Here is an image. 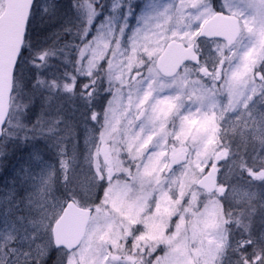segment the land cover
Masks as SVG:
<instances>
[{"label":"rangeland","instance_id":"obj_1","mask_svg":"<svg viewBox=\"0 0 264 264\" xmlns=\"http://www.w3.org/2000/svg\"><path fill=\"white\" fill-rule=\"evenodd\" d=\"M92 2L103 16L91 25L80 7L83 0H37L33 9L7 130V136L21 140L6 138L0 149V264H41L52 252V225L66 198L95 213L81 248L59 253L65 264H251V258L242 263L236 250L263 236L242 239L237 222L241 219L247 227L259 220V209L264 212L261 0H120L122 8L115 11L112 0ZM216 9L240 18L239 41L231 49L221 42H202L204 71L187 67L178 77L164 79L156 60L165 44L192 43ZM3 11L0 0V15ZM142 16L150 19L142 21ZM62 24L68 39L55 56L41 60L45 51L39 35ZM137 29L142 31L137 34ZM31 50L40 53L32 73ZM58 56L53 71L72 68L70 90H65V78L60 80L63 94L77 91L78 77L102 81L98 94L105 103L98 101L97 112H89L87 101L74 105L70 95L66 100L57 92L61 88L39 83L46 76L57 79L40 64ZM84 80L79 84L87 99L95 91H88ZM143 107L146 117L137 123ZM33 113L41 133L61 143L71 141V162L60 153L62 181L51 150L26 137L32 133ZM223 139L237 147L222 145ZM81 148L83 166L76 159ZM178 149L190 153V163L166 178L168 157ZM210 170L220 181L214 196L196 187ZM221 202L234 209L244 205L237 222L221 214ZM19 210L31 211L34 219L23 221ZM261 225L264 217L256 230Z\"/></svg>","mask_w":264,"mask_h":264},{"label":"water","instance_id":"obj_2","mask_svg":"<svg viewBox=\"0 0 264 264\" xmlns=\"http://www.w3.org/2000/svg\"><path fill=\"white\" fill-rule=\"evenodd\" d=\"M5 11L0 16V139L3 136L9 111L13 78L20 54L23 50L27 24L35 0H4ZM240 22L235 16L217 13L203 26L199 38L223 39L228 47H232L240 36ZM199 62L196 56L195 45L185 47L177 41L169 42L157 60V69L166 78L175 77L189 62ZM142 111L138 120L142 119ZM188 156L185 152H178L170 157V164L166 175L186 164ZM207 193L217 189V179L212 172L198 185ZM92 211L82 210L69 203L63 216L54 228V242L57 247H64L68 251L77 249L86 234Z\"/></svg>","mask_w":264,"mask_h":264},{"label":"snow or ice","instance_id":"obj_3","mask_svg":"<svg viewBox=\"0 0 264 264\" xmlns=\"http://www.w3.org/2000/svg\"><path fill=\"white\" fill-rule=\"evenodd\" d=\"M249 6H251V5H249ZM80 7L82 8V10L84 12H86L87 18H88V23L90 25L93 23L94 20H99V17L103 16L102 11L97 12L96 5H95V3L92 2V0H83V3L80 5ZM260 7H264V0H261ZM118 8H122V4L120 3V0H112V2L110 3V9L112 11H115ZM140 19L142 21H146L147 19H150V18L142 16ZM141 31H142L141 29H137V34L140 33ZM47 56H55V52L54 51L53 52L45 51L40 56V59L43 60ZM262 75H264V74H262ZM39 83L42 85V84H44V81L40 80ZM52 83L55 84V81H53ZM227 86L229 88L230 93H233L235 91L234 85H233L231 80H229L227 82ZM65 90H70L67 85H65ZM206 98H207V93L202 94V96L200 97L201 102L203 103L204 99H206ZM262 98H264V97H262ZM164 264H167V261H165Z\"/></svg>","mask_w":264,"mask_h":264},{"label":"trees","instance_id":"obj_4","mask_svg":"<svg viewBox=\"0 0 264 264\" xmlns=\"http://www.w3.org/2000/svg\"><path fill=\"white\" fill-rule=\"evenodd\" d=\"M58 31H60V29L58 30ZM41 38L43 39V40H45L46 41V43L47 44H49L48 46H47V48L48 49H51L52 47H55V46H57L58 44H59V46L61 45V44H63V43H58L59 42V40L61 41V40H65V37H63L62 35L61 36H59L58 34H56L53 38H51V34H48V33H43V35L41 36ZM90 81L91 80H88V79H85L84 80V84H90ZM246 255L249 257V256H251V257H253V258H256L257 256H260L259 254L260 253H262V255H263V258H262V262L261 263H259V264H264V250L263 249H260V248H255L254 247V245H249V246H246ZM257 253V254H256ZM250 263L251 264H255V263H253V260H251L250 261Z\"/></svg>","mask_w":264,"mask_h":264},{"label":"bare ground","instance_id":"obj_5","mask_svg":"<svg viewBox=\"0 0 264 264\" xmlns=\"http://www.w3.org/2000/svg\"><path fill=\"white\" fill-rule=\"evenodd\" d=\"M114 207H115V208L117 207L118 211H121V208H120L119 205L116 204Z\"/></svg>","mask_w":264,"mask_h":264}]
</instances>
